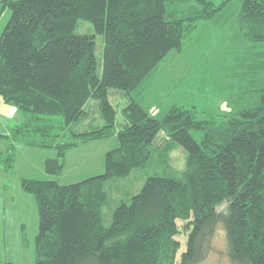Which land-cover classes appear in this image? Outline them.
Masks as SVG:
<instances>
[{
  "label": "trees",
  "instance_id": "obj_1",
  "mask_svg": "<svg viewBox=\"0 0 264 264\" xmlns=\"http://www.w3.org/2000/svg\"><path fill=\"white\" fill-rule=\"evenodd\" d=\"M234 1L0 0V14L12 12L0 36V97L19 110L4 135L9 148L0 170L13 174L17 144L56 151L45 161L54 179L21 181L39 212L35 264H199L219 232L233 264H264V85L253 81L231 118L182 105L155 117L139 97L163 59L223 19ZM240 3V35L264 43V0ZM79 21L95 34H77ZM245 64L256 73L264 68L259 58ZM113 90L129 97L123 129ZM92 101L102 126L84 128ZM160 133L187 153L182 178L149 177L106 226L105 184L145 170ZM113 136L120 146L106 153L103 173L60 183L70 150ZM180 223L188 232L181 255Z\"/></svg>",
  "mask_w": 264,
  "mask_h": 264
},
{
  "label": "rangeland",
  "instance_id": "obj_2",
  "mask_svg": "<svg viewBox=\"0 0 264 264\" xmlns=\"http://www.w3.org/2000/svg\"><path fill=\"white\" fill-rule=\"evenodd\" d=\"M213 1L220 5L224 0ZM240 9V0H235L221 14L223 19L211 21L202 35L184 50L171 51L163 59L152 78L143 84L139 94L141 104L151 115L158 117L172 106L182 105L199 112L231 118L238 109L237 105L245 104V90L252 86L253 81L264 85V68L256 73L247 67L250 64H245V60H264V43H252L242 38L239 32ZM11 15L10 9L0 14V36ZM76 33L92 35L95 31L91 23L79 21ZM103 53V39L97 36L99 75L102 73ZM110 98L118 110V129H123L125 120L121 111L129 103V97L113 90ZM90 103L88 111L91 117L84 128L90 124L101 127L98 108L93 101ZM18 116V108L6 104L0 97V154L8 151L9 143L4 135L16 123ZM119 146L118 136H113L70 150L58 180L66 185L103 173L106 153ZM153 148L152 160L145 170H135L126 179L105 184L108 193L104 208L106 226L111 224L114 208L122 200L130 203L131 197L140 192L149 177L182 178L186 151L179 145H172L163 133L156 138ZM55 156L56 151L53 149L17 144L13 174L0 170V264H35L39 212L34 195L23 190L21 181L25 175L54 179L55 176L46 173L45 161ZM180 228L178 239L183 244L181 255L186 249L188 232L183 229V223H180ZM216 241L214 252L199 264H233L228 258V248L220 232Z\"/></svg>",
  "mask_w": 264,
  "mask_h": 264
},
{
  "label": "crops",
  "instance_id": "obj_3",
  "mask_svg": "<svg viewBox=\"0 0 264 264\" xmlns=\"http://www.w3.org/2000/svg\"><path fill=\"white\" fill-rule=\"evenodd\" d=\"M91 154H92V153L90 152V156H91ZM48 159H49V158H48ZM25 177H33V176H27V175H25ZM61 184H63V183H61Z\"/></svg>",
  "mask_w": 264,
  "mask_h": 264
}]
</instances>
